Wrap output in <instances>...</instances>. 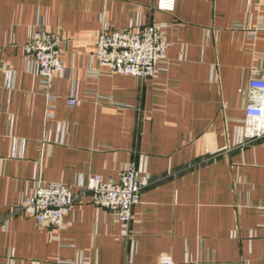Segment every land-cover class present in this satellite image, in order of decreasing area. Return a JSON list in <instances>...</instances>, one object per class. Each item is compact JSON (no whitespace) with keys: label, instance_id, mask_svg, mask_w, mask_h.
<instances>
[{"label":"crops","instance_id":"crops-1","mask_svg":"<svg viewBox=\"0 0 264 264\" xmlns=\"http://www.w3.org/2000/svg\"><path fill=\"white\" fill-rule=\"evenodd\" d=\"M155 4L0 0V264H264V137L242 139L249 80L264 74V0ZM160 22L167 63L155 78L99 68L105 26ZM37 25L62 39L49 119L25 54ZM129 166L151 178L129 230L89 196L60 231L12 213L38 180L77 191Z\"/></svg>","mask_w":264,"mask_h":264},{"label":"built area","instance_id":"built-area-1","mask_svg":"<svg viewBox=\"0 0 264 264\" xmlns=\"http://www.w3.org/2000/svg\"><path fill=\"white\" fill-rule=\"evenodd\" d=\"M176 0H156L155 9L162 13H172ZM166 22L146 25L130 30H113L105 26L96 41V59L99 68L110 73L155 78L166 69L167 55ZM62 39L59 35L36 26L30 33L25 46V54L31 61L32 71L39 78V91L47 98L45 116L52 117L54 98L50 94L54 74L63 70L61 59ZM77 103L70 97L69 106ZM264 137V74L249 80L245 117L242 125L244 143ZM219 150L212 151L207 158ZM148 174H140L134 166L124 169L117 182H105L98 177L89 178L87 184L77 191L61 182L42 183L37 181L34 192L22 203L12 208V213L21 212L35 219L38 225L50 224L57 231L64 228L63 218L80 198L90 197L96 207L112 211L123 226L128 224L132 211L140 203L142 191L149 186ZM161 264H171L170 257L163 256Z\"/></svg>","mask_w":264,"mask_h":264}]
</instances>
